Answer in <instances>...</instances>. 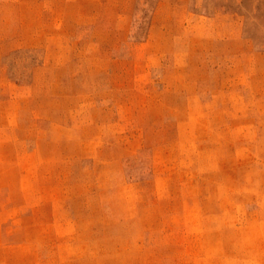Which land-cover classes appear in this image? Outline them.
<instances>
[{
	"label": "rangeland",
	"instance_id": "rangeland-1",
	"mask_svg": "<svg viewBox=\"0 0 264 264\" xmlns=\"http://www.w3.org/2000/svg\"><path fill=\"white\" fill-rule=\"evenodd\" d=\"M0 264H264V0H0Z\"/></svg>",
	"mask_w": 264,
	"mask_h": 264
}]
</instances>
